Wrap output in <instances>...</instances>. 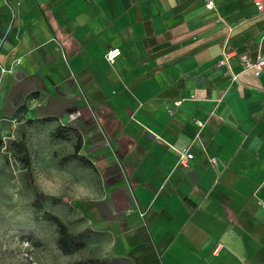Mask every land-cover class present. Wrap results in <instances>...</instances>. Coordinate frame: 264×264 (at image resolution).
Returning a JSON list of instances; mask_svg holds the SVG:
<instances>
[{"label": "crops", "instance_id": "obj_1", "mask_svg": "<svg viewBox=\"0 0 264 264\" xmlns=\"http://www.w3.org/2000/svg\"><path fill=\"white\" fill-rule=\"evenodd\" d=\"M215 4L0 0V59L22 60L4 76L0 122L49 123L69 154L75 132L56 129L80 132L93 165L69 161L97 173L81 230L98 256L136 264L145 244L139 264H264V70L240 59L264 57V13L253 0ZM224 49L235 55L219 65Z\"/></svg>", "mask_w": 264, "mask_h": 264}, {"label": "rangeland", "instance_id": "obj_2", "mask_svg": "<svg viewBox=\"0 0 264 264\" xmlns=\"http://www.w3.org/2000/svg\"><path fill=\"white\" fill-rule=\"evenodd\" d=\"M2 122L7 123L6 129L0 127L3 142L26 135L34 185L16 158L0 147V264H69L85 256H98L94 245L75 255L63 254L57 245V226L45 215L53 213L71 231H81L83 222L91 217L84 204L97 194L96 171L91 167L84 169L79 160L69 161L66 156L73 151L72 142L57 139L53 125L3 118L0 126ZM84 170H88V183L82 180ZM36 189L58 196L61 201L48 199L42 209L36 208L32 205ZM95 241L96 236L91 242Z\"/></svg>", "mask_w": 264, "mask_h": 264}, {"label": "trees", "instance_id": "obj_3", "mask_svg": "<svg viewBox=\"0 0 264 264\" xmlns=\"http://www.w3.org/2000/svg\"><path fill=\"white\" fill-rule=\"evenodd\" d=\"M54 118L52 116L43 117L41 121H51ZM66 131H74L77 137V142L75 145L74 152L72 154L67 155L68 159L77 158L84 163L93 165L92 162L86 158V156L80 154L81 146H82V135L79 131L74 128H70L64 125H59L56 129V136L60 138L66 137ZM4 145L3 140L0 137V147ZM6 149L13 155L16 160L21 164L22 168L25 169V172L28 174L27 178L31 185H34V181L31 174L32 163H31V153L28 148V144L26 139L23 137L22 139H11L6 142ZM118 158L122 163V154L121 152H117ZM120 175H122L120 173ZM51 199L53 202L57 203L61 201V198L55 195L47 194L43 191L37 190L35 191V197L32 200V205L36 208L42 209L43 203L45 200ZM46 218L53 222L57 226L58 238L57 245L61 252L65 255H75L81 253L88 246V242L91 236L92 229L90 227L85 228L84 230L73 232L69 229L68 225L57 215L46 212ZM145 244L134 248L129 257L134 259L136 264H139V261L136 259V253L139 249H143ZM69 264H118V258L113 254H108L105 256H97L90 255L85 256L80 259H75L71 261Z\"/></svg>", "mask_w": 264, "mask_h": 264}, {"label": "built area", "instance_id": "obj_4", "mask_svg": "<svg viewBox=\"0 0 264 264\" xmlns=\"http://www.w3.org/2000/svg\"><path fill=\"white\" fill-rule=\"evenodd\" d=\"M205 1V7L208 10H213L216 7L215 0H204ZM253 3L258 11V13H264V0H253ZM121 54L120 48H113L109 50L106 54V57L110 61H114L116 57H118ZM235 55L234 51H230L227 49H224L222 52V57L219 59L218 64L219 65H228L230 58ZM240 59L242 61L243 67L245 70L251 69L254 71V74L256 76H260L261 73L264 70V57L259 55L256 59H253L249 54L244 53L240 54ZM21 58L14 59L11 64L6 65L4 64L0 59V89L1 85L4 79V76L6 74H13L15 71V66L21 62ZM230 71V70H229ZM233 79L238 78V74H234ZM176 105L180 104V101L175 102ZM197 125L202 128L204 126L203 120H196ZM194 158V154L190 152L188 149H182L178 158V164L181 166H188L189 161ZM212 161L216 163V159L212 158Z\"/></svg>", "mask_w": 264, "mask_h": 264}]
</instances>
